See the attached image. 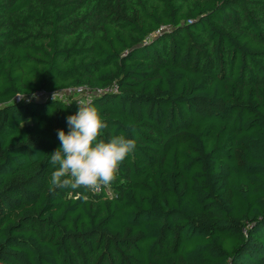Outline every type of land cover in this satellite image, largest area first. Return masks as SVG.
I'll return each mask as SVG.
<instances>
[{
  "label": "trees",
  "instance_id": "1",
  "mask_svg": "<svg viewBox=\"0 0 264 264\" xmlns=\"http://www.w3.org/2000/svg\"><path fill=\"white\" fill-rule=\"evenodd\" d=\"M111 85L134 152L50 191L53 94ZM0 264H264V0H0Z\"/></svg>",
  "mask_w": 264,
  "mask_h": 264
},
{
  "label": "clouds",
  "instance_id": "2",
  "mask_svg": "<svg viewBox=\"0 0 264 264\" xmlns=\"http://www.w3.org/2000/svg\"><path fill=\"white\" fill-rule=\"evenodd\" d=\"M77 104L78 111L67 117L69 131H58L60 147L50 154L55 168L50 191L59 188L99 192L113 183L120 165L136 148L137 141L123 134L102 139V130L108 125L98 108L82 97L77 98Z\"/></svg>",
  "mask_w": 264,
  "mask_h": 264
},
{
  "label": "built area",
  "instance_id": "3",
  "mask_svg": "<svg viewBox=\"0 0 264 264\" xmlns=\"http://www.w3.org/2000/svg\"><path fill=\"white\" fill-rule=\"evenodd\" d=\"M116 89L117 88L115 85H111V86L106 87L104 89H90L86 86H76L73 88H68V89L62 90L66 95H67V93L70 95V96L67 95L68 97H63L61 95L62 91L57 92L55 96H59L60 98H63V99H67V98L77 99L78 97H82L86 100H90L92 97L97 96L100 93L115 91ZM48 95H50V94L46 93L44 91H41V92H37L34 96H35V98L43 99V98H46Z\"/></svg>",
  "mask_w": 264,
  "mask_h": 264
},
{
  "label": "rangeland",
  "instance_id": "4",
  "mask_svg": "<svg viewBox=\"0 0 264 264\" xmlns=\"http://www.w3.org/2000/svg\"><path fill=\"white\" fill-rule=\"evenodd\" d=\"M61 95H62L63 97H68V96H70L68 93H67V95H68V96H67L63 91L61 92Z\"/></svg>",
  "mask_w": 264,
  "mask_h": 264
}]
</instances>
